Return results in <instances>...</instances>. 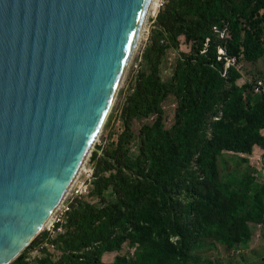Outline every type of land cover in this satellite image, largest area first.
Masks as SVG:
<instances>
[{
	"label": "trees",
	"instance_id": "16d2710c",
	"mask_svg": "<svg viewBox=\"0 0 264 264\" xmlns=\"http://www.w3.org/2000/svg\"><path fill=\"white\" fill-rule=\"evenodd\" d=\"M151 32L64 230L10 264H264V0H166Z\"/></svg>",
	"mask_w": 264,
	"mask_h": 264
},
{
	"label": "water",
	"instance_id": "95a60500",
	"mask_svg": "<svg viewBox=\"0 0 264 264\" xmlns=\"http://www.w3.org/2000/svg\"><path fill=\"white\" fill-rule=\"evenodd\" d=\"M151 2L0 0V264L39 235L86 162Z\"/></svg>",
	"mask_w": 264,
	"mask_h": 264
},
{
	"label": "rangeland",
	"instance_id": "374dc122",
	"mask_svg": "<svg viewBox=\"0 0 264 264\" xmlns=\"http://www.w3.org/2000/svg\"><path fill=\"white\" fill-rule=\"evenodd\" d=\"M165 2H166V0L163 1V6L165 5ZM155 6H156V4H155ZM155 6H154V9H155ZM154 9L151 10V12H150L151 14H149L148 19H147V21L145 23V26H144V29L145 30H143L142 36L139 39V42L137 43V46L135 48V51H133L134 53H133L131 62L129 64L128 68H127V71H126V74H125V77H124L123 84H122V86H120L119 91L126 84L127 79L129 77V74H130V71L132 70V67L133 66H137L138 65V61H140L142 59L143 50L147 46V44H149V42H150V38H151V35H152L151 30L154 27V22H155L156 17H157V10H154ZM156 9H157V7H156ZM137 57H139V60L136 61V58ZM249 68L251 69L250 70V73L247 75V77L249 79H252V76L253 75H255V76H257L259 74L260 75H264V58L261 59V61H259V63L257 65H255V66L250 65ZM119 91H118V93H119ZM117 100H118V96L116 97L115 101L113 102V105H112V108H111L110 113L117 106V103H118ZM110 113H109V116H110ZM114 125H116L115 131L118 132V131L121 130V127H119L117 125V123H115ZM104 126H105V124H104ZM104 126H103V128H102V130H101V132L99 134V137L95 141V145L93 146V149L91 150V152H90V154H89V156H88V158L86 160V163L82 167L81 173L79 174L78 179L76 180V184L77 183H81L83 181V178H86L87 177V173L86 172H88L89 174H92V172L94 171V164L90 160L91 159V156L93 155V153L94 152H98V155H102L103 154L102 150H99L96 145H98V144L99 145L100 144L104 145L105 144V141L102 140V137H103V134H104L103 133ZM257 162L258 161H254V166L255 165H258ZM260 162L262 164H264V157L262 158V160ZM244 166H245V164H240V165L236 166V164L234 163V161H229V168L230 169H237V168H242V167L244 168ZM68 194L70 196V191H69ZM258 247H260L258 240L253 241L251 247L244 248V252H246L252 258H256L258 260H261L260 259V256H259V253H262V251L259 250ZM236 259L238 261L242 262V255L239 254L238 256H236Z\"/></svg>",
	"mask_w": 264,
	"mask_h": 264
},
{
	"label": "built area",
	"instance_id": "2783aa9c",
	"mask_svg": "<svg viewBox=\"0 0 264 264\" xmlns=\"http://www.w3.org/2000/svg\"><path fill=\"white\" fill-rule=\"evenodd\" d=\"M164 0H157V9H160L163 6ZM151 14V13H150ZM145 30V29H144ZM235 60L234 58L232 59ZM254 90L256 92H260L264 90V80L259 79L257 83L254 86ZM87 173V177L83 178V181L81 183L75 182V184L72 187V190L70 191V195H80L85 192H87V179L91 178L92 174ZM78 179V178H77ZM69 195H67L61 203L56 207V209L51 214L50 218L47 220L44 229L47 233L50 235H56L58 233H61L64 230V224L65 221V213L69 210Z\"/></svg>",
	"mask_w": 264,
	"mask_h": 264
},
{
	"label": "clouds",
	"instance_id": "9594fccd",
	"mask_svg": "<svg viewBox=\"0 0 264 264\" xmlns=\"http://www.w3.org/2000/svg\"><path fill=\"white\" fill-rule=\"evenodd\" d=\"M157 11H158V10H157ZM149 14H150V13L148 12V14H147V18H148V16H149ZM145 23H146V22H145ZM144 26H145V25H144ZM143 30H144V29H143ZM141 36H142V35H141ZM140 38H141V37H140ZM234 59H235V58H234ZM228 67H229V66L226 67V70L228 69ZM223 75H225V73H223ZM258 80H259V79H258ZM258 80H257V81H258ZM256 83H257V82H256ZM122 84H123V83H122ZM254 86H255V85H254ZM254 86H253V92H254V93H261V92L264 91V90H262V91H260V92H256V91L254 90ZM215 119H218V117H215ZM96 146H97V145H96ZM263 155H264V154H263ZM92 178H93V172H92L91 179H92ZM89 179H90V178H89ZM89 179H87V188H88V180H89ZM71 190H72V189H71ZM68 195H69V194H68ZM66 196H67V194H66ZM66 196H65V197H66ZM72 196H78V195H70V198H69V201H70V202H71V200H72ZM65 197H64V198H65ZM64 198H63V199H64ZM70 202H69V208H70ZM58 205H59V204H58ZM55 209H56V208H55ZM66 212H67V211H66ZM65 214H66V213H65ZM50 216H51V215H50ZM49 218H50V217H49ZM49 218H48V219H49ZM65 221H66V220H65ZM46 222H47V221H46ZM45 224H46V223H45ZM64 225H65V224H64ZM44 226H45V225H44ZM42 231H45L44 227H43ZM42 231H41V232H42ZM41 232H40V233H41ZM45 232H46V231H45ZM48 234H49V233H48ZM58 234H59V233H58ZM58 234H56V235H58ZM56 235H50V234H49V236H51V237H53V238H54Z\"/></svg>",
	"mask_w": 264,
	"mask_h": 264
},
{
	"label": "bare ground",
	"instance_id": "6f19581e",
	"mask_svg": "<svg viewBox=\"0 0 264 264\" xmlns=\"http://www.w3.org/2000/svg\"><path fill=\"white\" fill-rule=\"evenodd\" d=\"M155 4H156V6H155ZM154 6H155V9H154ZM156 7H157V0H152L151 5H150V9H149V13L151 12L152 9L156 10ZM120 83H121V81H120ZM85 163H86V162H85ZM85 163H84V164H85ZM84 164H83V166H84ZM81 166H82V164H81ZM81 166H80V167H81ZM83 166H82V167H83ZM80 167H79V169H78L79 172H77L78 174H76L77 176L75 175L76 177H75V179H73L74 182L72 181L73 183L71 184V186H70V188H69V190H68V193H69V191H71V188L73 187V185L75 184V182H76V180H77L79 174L81 173L82 167H81V168H80ZM68 193H67V194H68ZM62 198H63V197H62ZM62 198H61V199H62ZM60 203H61V202H60ZM60 203H59V204H60ZM41 227H42V226H41Z\"/></svg>",
	"mask_w": 264,
	"mask_h": 264
}]
</instances>
